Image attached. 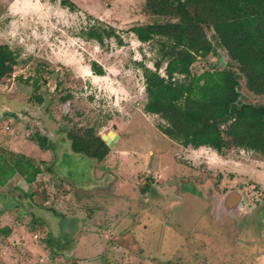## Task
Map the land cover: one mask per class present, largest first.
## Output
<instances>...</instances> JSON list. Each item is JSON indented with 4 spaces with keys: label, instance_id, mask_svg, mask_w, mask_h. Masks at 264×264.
<instances>
[{
    "label": "rangeland",
    "instance_id": "374dc122",
    "mask_svg": "<svg viewBox=\"0 0 264 264\" xmlns=\"http://www.w3.org/2000/svg\"><path fill=\"white\" fill-rule=\"evenodd\" d=\"M68 1L73 10L60 0H0V44L18 55L0 81V148L41 167L27 184L0 161V264H264V157L183 147L142 111L137 63L152 68L156 45L127 28L149 20L143 0ZM90 25L120 42L87 38ZM210 41L215 55L192 71L232 69L236 107L264 104ZM71 126L117 137L95 162L69 149ZM34 132L47 136L45 148L28 139Z\"/></svg>",
    "mask_w": 264,
    "mask_h": 264
},
{
    "label": "trees",
    "instance_id": "16d2710c",
    "mask_svg": "<svg viewBox=\"0 0 264 264\" xmlns=\"http://www.w3.org/2000/svg\"><path fill=\"white\" fill-rule=\"evenodd\" d=\"M60 3L74 9L68 0ZM142 12L149 20L127 29L138 42L154 41L156 45L152 68L137 63L145 94L142 111L162 120L156 128L183 147L203 146L220 154L231 146L264 157V104L236 107L238 75L232 69L192 71L197 59L215 55L211 36L235 64L247 87L264 95V0H143ZM83 33L100 44L102 34L113 35L120 42L111 29L90 25ZM17 57L7 44H0V81L12 72ZM89 65L93 74L104 73L94 60ZM36 81H41L39 76L34 90L39 87ZM35 99L41 102L39 96ZM65 137L72 152L95 162L102 161L109 150L92 126L66 128ZM28 139L41 149L48 145L47 136L39 132ZM0 161L27 184L41 172L39 163L21 152L0 148ZM3 183L0 177V185ZM6 231V227L0 229L2 234Z\"/></svg>",
    "mask_w": 264,
    "mask_h": 264
},
{
    "label": "water",
    "instance_id": "95a60500",
    "mask_svg": "<svg viewBox=\"0 0 264 264\" xmlns=\"http://www.w3.org/2000/svg\"><path fill=\"white\" fill-rule=\"evenodd\" d=\"M99 137L105 143V145L110 147L113 144V141L116 139L117 135L113 131L108 130L105 133H101Z\"/></svg>",
    "mask_w": 264,
    "mask_h": 264
}]
</instances>
